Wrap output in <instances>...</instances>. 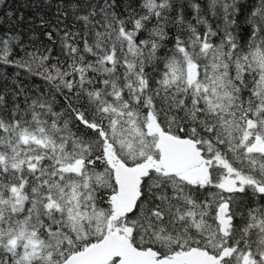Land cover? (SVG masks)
I'll list each match as a JSON object with an SVG mask.
<instances>
[{
	"label": "snow or ice",
	"instance_id": "obj_1",
	"mask_svg": "<svg viewBox=\"0 0 264 264\" xmlns=\"http://www.w3.org/2000/svg\"><path fill=\"white\" fill-rule=\"evenodd\" d=\"M0 264H264V0H0Z\"/></svg>",
	"mask_w": 264,
	"mask_h": 264
},
{
	"label": "trees",
	"instance_id": "obj_2",
	"mask_svg": "<svg viewBox=\"0 0 264 264\" xmlns=\"http://www.w3.org/2000/svg\"><path fill=\"white\" fill-rule=\"evenodd\" d=\"M16 6H18V5H16Z\"/></svg>",
	"mask_w": 264,
	"mask_h": 264
}]
</instances>
